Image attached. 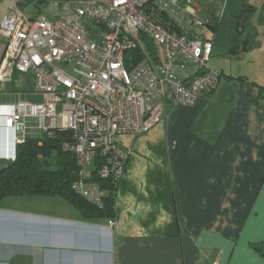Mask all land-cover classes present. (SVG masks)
I'll return each mask as SVG.
<instances>
[{"label":"crops","instance_id":"crops-1","mask_svg":"<svg viewBox=\"0 0 264 264\" xmlns=\"http://www.w3.org/2000/svg\"><path fill=\"white\" fill-rule=\"evenodd\" d=\"M262 6L252 5L233 52L258 51L252 70L238 73L250 82L217 69L219 85L195 106L170 104L151 131L120 138L129 159L114 218L86 219L61 197L5 198L0 264H264L254 249L264 245ZM4 53L0 39V68ZM19 75L0 80V105L34 102L32 76L19 91ZM4 123L0 117V170L18 149ZM26 135H43L35 120L27 122Z\"/></svg>","mask_w":264,"mask_h":264},{"label":"built area","instance_id":"built-area-1","mask_svg":"<svg viewBox=\"0 0 264 264\" xmlns=\"http://www.w3.org/2000/svg\"><path fill=\"white\" fill-rule=\"evenodd\" d=\"M200 13L196 0H83L72 21L11 8L0 25V80L29 74L46 101L0 105L4 128L16 145L27 139L29 120L43 133L71 131L64 148L81 168L74 188L101 205L93 171L124 178L129 152L118 137L148 133L165 120L168 105L195 106L219 85L222 72L209 66L213 41L197 33L209 23Z\"/></svg>","mask_w":264,"mask_h":264},{"label":"trees","instance_id":"trees-1","mask_svg":"<svg viewBox=\"0 0 264 264\" xmlns=\"http://www.w3.org/2000/svg\"><path fill=\"white\" fill-rule=\"evenodd\" d=\"M207 25L213 31L219 28L218 24L213 25L212 22ZM231 51L237 50L233 48ZM131 53L140 56L139 51ZM237 79L250 82L246 77ZM121 137H118V141ZM72 139L71 131L52 130L40 137L27 138L18 145L16 159L7 162L0 170V202L8 197H61L76 207L86 219L114 218L116 193L124 178L115 181L103 179L94 170L92 181L97 182L101 188V205L82 196L74 188L80 180L81 168L76 156L64 148V144ZM99 163L100 160H97ZM254 249L264 256V245L254 246Z\"/></svg>","mask_w":264,"mask_h":264},{"label":"rangeland","instance_id":"rangeland-1","mask_svg":"<svg viewBox=\"0 0 264 264\" xmlns=\"http://www.w3.org/2000/svg\"><path fill=\"white\" fill-rule=\"evenodd\" d=\"M83 0H0V18L9 7L17 5L23 13L32 18L46 17L48 19L61 18L72 21L74 18V5ZM200 7V18L204 23L214 20L218 23V30L213 31L207 25L197 29V33L204 38L214 40V55L209 63L213 69H222L226 76L238 78L240 72L252 70L253 57L257 56L258 51L252 50L242 53V56H234L230 50L241 42L243 37L238 35L237 18L243 7L256 5L260 10L264 0H196ZM258 11L260 12V10ZM264 12V10H263ZM212 18V19H211ZM4 19V18H3ZM3 21V20H2ZM259 40V37H256ZM250 61V62H248ZM253 61V60H252ZM66 71L83 77V70L68 66ZM27 74H20L16 80L19 91L27 87L25 77ZM44 97L33 95L34 102H40ZM46 98V96H45ZM183 106V105H181ZM188 107V106H185Z\"/></svg>","mask_w":264,"mask_h":264},{"label":"water","instance_id":"water-1","mask_svg":"<svg viewBox=\"0 0 264 264\" xmlns=\"http://www.w3.org/2000/svg\"><path fill=\"white\" fill-rule=\"evenodd\" d=\"M254 12V8L252 6H247L245 8L242 9V11L240 12V14L238 15V34L239 36H242L246 26H247V22L250 19V14H252Z\"/></svg>","mask_w":264,"mask_h":264}]
</instances>
